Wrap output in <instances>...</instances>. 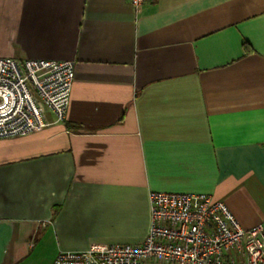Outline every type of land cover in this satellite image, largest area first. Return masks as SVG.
<instances>
[{"label":"crops","instance_id":"1","mask_svg":"<svg viewBox=\"0 0 264 264\" xmlns=\"http://www.w3.org/2000/svg\"><path fill=\"white\" fill-rule=\"evenodd\" d=\"M0 57L74 62L64 119L0 139V264L140 243L151 191L264 227V0H0Z\"/></svg>","mask_w":264,"mask_h":264},{"label":"built area","instance_id":"2","mask_svg":"<svg viewBox=\"0 0 264 264\" xmlns=\"http://www.w3.org/2000/svg\"><path fill=\"white\" fill-rule=\"evenodd\" d=\"M139 6L147 0H127ZM74 80L72 60L0 57V139L62 121ZM150 224L137 244H92L58 253L53 264H263L264 227H242L227 205L206 193L151 191Z\"/></svg>","mask_w":264,"mask_h":264}]
</instances>
